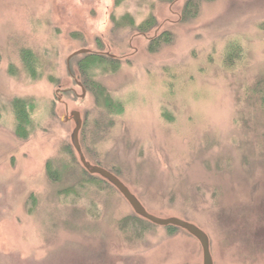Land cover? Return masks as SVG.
I'll use <instances>...</instances> for the list:
<instances>
[{
  "label": "rangeland",
  "instance_id": "374dc122",
  "mask_svg": "<svg viewBox=\"0 0 264 264\" xmlns=\"http://www.w3.org/2000/svg\"><path fill=\"white\" fill-rule=\"evenodd\" d=\"M186 1L0 0V264H202L84 170L72 110L85 159L149 213L203 230L213 264H264V0L184 20Z\"/></svg>",
  "mask_w": 264,
  "mask_h": 264
},
{
  "label": "water",
  "instance_id": "95a60500",
  "mask_svg": "<svg viewBox=\"0 0 264 264\" xmlns=\"http://www.w3.org/2000/svg\"><path fill=\"white\" fill-rule=\"evenodd\" d=\"M87 52H88L87 49L77 50L73 52L67 59L69 60L71 57L75 55L81 53H87ZM82 91L84 94L83 88ZM70 118L74 122V128L70 134L71 144L75 149L76 153L78 154L79 161L82 167L84 168V170L87 171L89 174L98 175L106 182H108L111 186H113L127 201V203L130 205L134 213L137 216L141 217L142 219L158 226H164V227L173 226L185 230L188 234L193 236L199 242L202 249V264H213L209 249V239L207 234L203 230H201L195 224L182 220L175 216L159 217L149 213L145 209V207L141 204V202L137 199V197L115 174H113L112 172L108 171L103 167L91 164L85 159V157L81 152V148L78 140V133L82 124L80 113L76 110H72L70 112Z\"/></svg>",
  "mask_w": 264,
  "mask_h": 264
},
{
  "label": "trees",
  "instance_id": "16d2710c",
  "mask_svg": "<svg viewBox=\"0 0 264 264\" xmlns=\"http://www.w3.org/2000/svg\"><path fill=\"white\" fill-rule=\"evenodd\" d=\"M201 1L204 0H187L186 3L184 4L183 10H182V14H181V18L182 19H189L194 17L199 9V5L201 3ZM206 1V0H205ZM155 25V22L152 18H149L145 21H143L140 25H139V29L141 30H146L148 28H151ZM169 32H162L161 34H159L158 36L154 37L153 39H151V44L149 45V50L150 51H155L157 47H159L160 45L168 42V40H170L169 37ZM86 57H90V55L86 56ZM90 59V58H88ZM85 60L86 63V67H88L89 64H91V62H93V60H89L87 61ZM97 93H100L101 95H103V93L105 92L103 88H99L95 90ZM105 96L103 97V99L106 100V94H104ZM14 107V116H15V122H16V131L20 134V135H25V128H26V124H27V120H28V114L29 111L28 109H25V107L21 108V104L18 103V101L15 102V104L13 105ZM27 116H26V114Z\"/></svg>",
  "mask_w": 264,
  "mask_h": 264
}]
</instances>
